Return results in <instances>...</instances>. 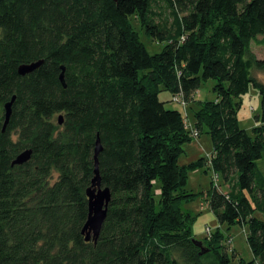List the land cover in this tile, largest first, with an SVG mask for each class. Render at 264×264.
I'll list each match as a JSON object with an SVG mask.
<instances>
[{
	"label": "trees",
	"instance_id": "16d2710c",
	"mask_svg": "<svg viewBox=\"0 0 264 264\" xmlns=\"http://www.w3.org/2000/svg\"><path fill=\"white\" fill-rule=\"evenodd\" d=\"M161 2L171 27L156 20ZM134 19L163 50L149 52ZM253 41L264 44V0H0V264H230L232 235L218 229L200 254L196 215L183 208L197 195L191 171L205 166L230 184L213 183L211 210L249 230L254 258L239 264H264V82L253 75L264 59ZM212 78L217 96L195 100ZM251 84L263 97L253 133L238 118ZM162 90L191 103L210 155L180 163L194 136ZM99 137L112 199L95 242L83 229ZM28 148L27 163L14 165Z\"/></svg>",
	"mask_w": 264,
	"mask_h": 264
},
{
	"label": "rangeland",
	"instance_id": "374dc122",
	"mask_svg": "<svg viewBox=\"0 0 264 264\" xmlns=\"http://www.w3.org/2000/svg\"><path fill=\"white\" fill-rule=\"evenodd\" d=\"M155 11L158 14L156 16V20L160 23H166L169 27L173 25L174 16L171 13L170 9L166 7L164 2L155 5ZM135 25L140 32V36H142V41L145 42L146 47L150 53H155L163 50L164 43H160L157 40L153 39V36L147 34L144 29L141 28L137 19L133 20ZM262 38V36H260ZM252 50L254 53L258 55L259 58L264 59V44L253 41L252 42ZM254 76H257L264 82V73L259 71L258 69L254 70ZM216 83L215 79H210L208 81L203 82L199 91L195 94V100L198 99H213L217 96L216 91L213 86ZM176 95H172V93L168 90H162L160 93L161 100L167 102L166 106L169 108H175L181 110L184 117H189L190 120H193L192 116H194L193 109H191L189 102L184 105L182 102L175 100ZM241 105L238 108V118L240 120V125L247 131L253 133V127L257 125L258 120L256 119L258 114L262 111V101L263 97L260 93L258 87H255L253 84L250 85V89L246 92L245 95L241 97ZM195 107H198L197 102L193 104ZM58 115L56 116V120L58 119ZM191 122V121H190ZM186 151L182 154L180 159V163H187L192 161L193 159H198L201 157V154L210 155L214 149V143H212L211 135L203 132L201 135V141L197 138H193L192 141L185 143ZM199 152V153H196ZM259 169L262 170L264 174V155L257 161ZM219 176V175H218ZM218 182L223 190H227L229 187H225L226 182L223 176H219L216 178L215 172L213 168H208L205 166L203 169H195L191 171L189 175V182L187 184V189L192 192H197V195L192 201L185 202L183 208L185 210L191 211L196 215L195 220H193L192 231L195 235V238L198 240H206L209 236V232H207V227L212 229V232L221 229L225 236L229 233L232 235L231 243H228L226 240L223 243H226L228 246V253L231 257L230 264H239L240 257L234 253V245L239 250L240 255L244 258H250L251 253L249 251V245L246 240V233L244 225L234 224L229 227L228 224L221 223L214 211L211 210L210 207V195L209 192L212 189L213 183ZM227 240L229 238H226ZM207 263V261H206Z\"/></svg>",
	"mask_w": 264,
	"mask_h": 264
},
{
	"label": "water",
	"instance_id": "95a60500",
	"mask_svg": "<svg viewBox=\"0 0 264 264\" xmlns=\"http://www.w3.org/2000/svg\"><path fill=\"white\" fill-rule=\"evenodd\" d=\"M44 63V60H35L34 62L30 63H23L19 67V73L21 75L30 73L34 71V69L38 68ZM63 71L61 74V80L64 81L65 75H64V70L65 67L62 66ZM16 95H13V99L5 103L4 109L5 110V122H4V127L5 129L7 125L10 122V118L13 113V103L16 100ZM59 122L62 124L64 122V117L62 114H59ZM96 151H95V159H96V175L93 179V184L87 189V193L89 196V204H90V211H89V217L87 221L85 222L83 233L85 234L87 240H94L97 242L99 239V235L103 229V224L107 219V212L108 208L110 205V201L112 199V192L108 186H104L101 181V176H100V170H99V155L103 151V145L101 142V138L99 137L97 142H96ZM33 151L28 148L22 153H20L16 159L13 161V164H25L27 161L31 158ZM196 244H199L201 247L200 254L207 253L208 250L211 248H206L205 243H203L202 240H198Z\"/></svg>",
	"mask_w": 264,
	"mask_h": 264
},
{
	"label": "built area",
	"instance_id": "2783aa9c",
	"mask_svg": "<svg viewBox=\"0 0 264 264\" xmlns=\"http://www.w3.org/2000/svg\"><path fill=\"white\" fill-rule=\"evenodd\" d=\"M175 100L179 101V102H182L184 105L187 104V102L185 100H183L182 94L176 95L175 96ZM184 122H186V125L191 130V133L193 134V136L194 137H199L200 133H198V130L194 127V124L192 122H190L189 117H184ZM215 176H216V178H219L217 173H215ZM215 185H219L218 182H216ZM207 232H209V235H211L213 233L212 229L210 227H207ZM231 240H232V238L230 239V241Z\"/></svg>",
	"mask_w": 264,
	"mask_h": 264
},
{
	"label": "crops",
	"instance_id": "0c3cea01",
	"mask_svg": "<svg viewBox=\"0 0 264 264\" xmlns=\"http://www.w3.org/2000/svg\"><path fill=\"white\" fill-rule=\"evenodd\" d=\"M192 123H194V121L193 120H190ZM258 124V123H257ZM197 139H199V141H201V135H200V137H197ZM186 148V147H185ZM185 152H187V151H185ZM196 153H199V152H196ZM200 154V153H199ZM201 157H203V155L201 154ZM200 158V157H199ZM193 160H196V159H193ZM193 160L192 161H190V162H193ZM190 162H187V163H190ZM225 187H229L226 191H228L229 189H230V184L228 183H226V185H225ZM225 224H222V226H224ZM222 231V230H221ZM245 231H247V233H246V240H247V234H248V232H249V230H248V228L247 227H245ZM223 232V231H222ZM226 238H230V234L228 233L227 235H226ZM248 245H249V243H248ZM234 253L237 255V257H240L241 259L242 258H244L243 256H241L240 254L241 253H239V250L237 249V247H235V245H234ZM249 251H250V253H251V257L250 258H244L245 260H247V261H251V260H253V258H254V252L252 253V250H251V248H250V245H249Z\"/></svg>",
	"mask_w": 264,
	"mask_h": 264
}]
</instances>
